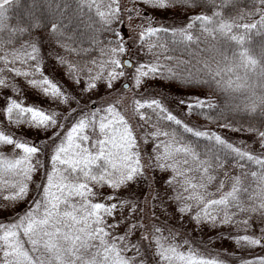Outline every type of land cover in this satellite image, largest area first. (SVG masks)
<instances>
[{
    "label": "snow or ice",
    "instance_id": "1",
    "mask_svg": "<svg viewBox=\"0 0 264 264\" xmlns=\"http://www.w3.org/2000/svg\"><path fill=\"white\" fill-rule=\"evenodd\" d=\"M130 5L32 0L12 25L20 0H0V264H264V44L259 55L249 47L253 36L264 39V0ZM201 8L181 27L157 26V13ZM125 16L131 40L118 27ZM44 39L64 53L51 67ZM133 43L153 59H125ZM180 48L193 59L169 55ZM153 82L189 93L176 99L186 116L223 119L254 144L186 122ZM204 89L229 99L221 107L196 94ZM126 92L136 126L123 108ZM226 111L260 119L235 127ZM185 221L193 232L220 230L248 255L195 241Z\"/></svg>",
    "mask_w": 264,
    "mask_h": 264
},
{
    "label": "rangeland",
    "instance_id": "2",
    "mask_svg": "<svg viewBox=\"0 0 264 264\" xmlns=\"http://www.w3.org/2000/svg\"><path fill=\"white\" fill-rule=\"evenodd\" d=\"M121 4L124 7H130V0H121ZM148 15H153L152 12H148ZM157 17V26L163 24L166 26H169L170 28L175 26V27H181L187 23V15H183L182 13H177V12H167V13H157L155 14ZM124 31L127 35V38L131 40V38L135 35V33L131 32L128 24H127V17L125 16V23H124ZM44 35H37V37H43ZM56 51H58L55 47H53L46 39H44L41 43V55L44 57L45 61L48 63L49 67H51V64L55 63V61L52 59V57L55 55ZM61 53V52H60ZM62 54V53H61ZM63 55V54H62ZM133 63L137 62H146L148 60L153 59L151 56H148L145 54L144 49H139L135 46V44H132V48L128 54V56ZM121 84L123 81L120 82ZM153 88L158 92V93H164L166 95H157V98L164 100V102L172 109L175 110V112L182 118L185 119L186 122L190 124L197 125L200 127V123L192 116H186L185 112L186 109H183L182 107L178 106L176 103V99L178 96H183V95H188L189 93L186 91H182L176 87H169L163 82H153ZM71 90V89H70ZM117 91H119V84L117 86ZM106 90L101 87L99 92L97 93V96L95 97L96 99V104L93 105V107L98 106L102 100L103 97L105 96ZM196 94H202V93H196ZM123 95H126L127 99L124 101L123 108L127 109V116L130 120V122L136 126L138 124V121L133 117L130 104H131V98L133 96V92H126ZM33 102V97L29 95L28 97V103ZM69 123H71L69 121ZM204 128V127H201ZM43 135V134H42ZM227 135V134H226ZM223 136V135H222ZM227 138V137H226ZM228 138H230L231 141L236 142L238 144H242L245 148H248L250 145H253L255 142L254 137L250 136H244L241 134H231L228 135ZM256 150L258 151L259 148L257 146ZM148 151H151V146H149ZM44 159H47V157H44ZM231 184V181H229V185ZM146 194V193H145ZM5 217L0 215V220H3ZM163 221L164 218L161 217V225L163 226ZM148 223H151V221H148ZM177 226L175 221H172L169 226ZM185 228L187 229V233L189 236H192L193 239L197 242H208L209 244L211 243V240H215L216 244L212 245L217 251L220 250H228L229 252L235 253L237 257L241 256L242 254L244 256H247V252H241L235 246L233 243L228 242V241H222L221 240V235H220V230H212L211 228L205 229L203 231L197 230L193 232V229L190 225L187 224V221H185ZM228 229H224V232L227 233ZM231 231L235 232L236 229H232Z\"/></svg>",
    "mask_w": 264,
    "mask_h": 264
},
{
    "label": "trees",
    "instance_id": "3",
    "mask_svg": "<svg viewBox=\"0 0 264 264\" xmlns=\"http://www.w3.org/2000/svg\"><path fill=\"white\" fill-rule=\"evenodd\" d=\"M239 2H240L241 7H246L247 4L250 2V0H239ZM31 3H32V0H20L21 6L18 8H14L12 10V12L10 13V16L12 17L10 24L15 25L18 20H23L25 18V16L27 15V8ZM204 11H205V9L201 8V9H194L190 13H185L183 11L177 12L175 10H173L171 12L182 13L183 15H187V17H189L190 15L201 14ZM236 12H237V10L235 8L225 9V13L228 16L235 15ZM208 14H211V12L209 11ZM187 22H188V19H187ZM118 27H120V30L126 35V33L124 31V24L120 25ZM37 35H45V34H44V32L41 31V32L36 33V36ZM126 37H127V35H126ZM78 39H82V38H78ZM262 44H264V39H262L260 36H253L252 37V42L249 45V47L252 49L254 55H259L260 48H261ZM51 45L53 47H55L54 44H51ZM75 46L77 48H79L81 45L79 42H77L75 44ZM88 46L89 45H88L87 41L84 40V47H88ZM200 47H204V45H201ZM57 50L60 51L62 54H64L62 50H59V49H57ZM190 51L198 52V49L195 46H193ZM169 55H172L173 57H175L179 60H192L193 59V57L189 53V50H185L183 48H180L174 52H170ZM201 55H204L205 57H207L209 54L208 53H202ZM98 56H99V51L97 50V52L95 53V56L93 58H96ZM73 59H75V57H73ZM170 63L172 64L173 67H175V62H170ZM176 88H178V87H176ZM197 93H199V92H197ZM202 94L209 95L210 98L215 100L218 104H220L221 107H224L225 102L229 99L224 94H219V98H217V96H211V93H209L207 89H204ZM234 102L239 103V100H236ZM212 116L216 117L217 119H220L218 116V113H216V112H213ZM192 117H194L200 123V128L204 127L206 129H211L213 131H217V132H219V134H221L227 138H228V135H231V134H241L244 136L247 135L243 132H232V131H228V130L224 129L221 126L224 122L223 119H220V124H216V123H212L210 121H205L202 116L193 115ZM226 117H227V122L230 125H234L235 127H240L241 125H243L244 127H247V125L249 123H256L260 119V117L258 115H249V114L244 113V112H228V111H226ZM247 136H249V135H247ZM250 137H252V136H250ZM229 171H231V169H229ZM232 174L236 175L237 173L233 172Z\"/></svg>",
    "mask_w": 264,
    "mask_h": 264
},
{
    "label": "water",
    "instance_id": "4",
    "mask_svg": "<svg viewBox=\"0 0 264 264\" xmlns=\"http://www.w3.org/2000/svg\"><path fill=\"white\" fill-rule=\"evenodd\" d=\"M125 59H130L129 57H125ZM131 60V59H130ZM132 61V60H131ZM132 63H133V61H132Z\"/></svg>",
    "mask_w": 264,
    "mask_h": 264
}]
</instances>
